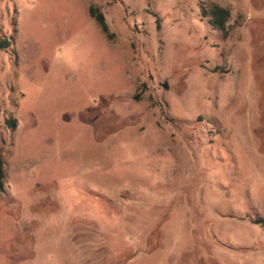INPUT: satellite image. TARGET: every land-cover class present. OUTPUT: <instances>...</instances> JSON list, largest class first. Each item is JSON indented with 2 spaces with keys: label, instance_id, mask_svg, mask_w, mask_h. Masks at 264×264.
<instances>
[{
  "label": "rangeland",
  "instance_id": "1",
  "mask_svg": "<svg viewBox=\"0 0 264 264\" xmlns=\"http://www.w3.org/2000/svg\"><path fill=\"white\" fill-rule=\"evenodd\" d=\"M0 42V264H264V0H0Z\"/></svg>",
  "mask_w": 264,
  "mask_h": 264
},
{
  "label": "trees",
  "instance_id": "2",
  "mask_svg": "<svg viewBox=\"0 0 264 264\" xmlns=\"http://www.w3.org/2000/svg\"><path fill=\"white\" fill-rule=\"evenodd\" d=\"M88 14L97 24L101 32L105 35L107 33V27L104 22L102 14L99 13L97 10L95 11V9L92 8L89 9ZM200 15L201 17L207 19V24L212 29L220 31L223 34H226L227 32L226 22L228 20L229 14L225 8H222L216 4H210L206 8H201ZM0 47L4 48L6 47V44L4 43V45L3 46L0 45ZM0 178H1V173H0ZM0 190H1V183H0Z\"/></svg>",
  "mask_w": 264,
  "mask_h": 264
}]
</instances>
